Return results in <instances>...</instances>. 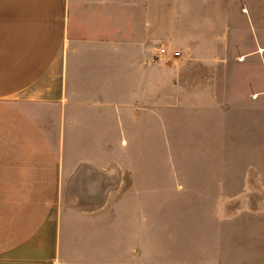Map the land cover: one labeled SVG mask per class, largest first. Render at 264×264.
I'll use <instances>...</instances> for the list:
<instances>
[{
	"label": "rangeland",
	"instance_id": "rangeland-1",
	"mask_svg": "<svg viewBox=\"0 0 264 264\" xmlns=\"http://www.w3.org/2000/svg\"><path fill=\"white\" fill-rule=\"evenodd\" d=\"M227 20L222 63L152 41L147 81L120 94L118 138L72 142L71 162L89 152L118 185L93 211L65 197V258L264 264V0H231Z\"/></svg>",
	"mask_w": 264,
	"mask_h": 264
},
{
	"label": "crops",
	"instance_id": "crops-1",
	"mask_svg": "<svg viewBox=\"0 0 264 264\" xmlns=\"http://www.w3.org/2000/svg\"><path fill=\"white\" fill-rule=\"evenodd\" d=\"M230 5L0 0V264H104L68 260L62 253L73 168L86 160L103 170L89 152L81 151V160L75 150L71 162L72 142L87 146L118 138L120 94L134 93L136 83L147 81L143 63L152 41L181 46L192 59L222 63L215 54L229 28Z\"/></svg>",
	"mask_w": 264,
	"mask_h": 264
},
{
	"label": "water",
	"instance_id": "water-1",
	"mask_svg": "<svg viewBox=\"0 0 264 264\" xmlns=\"http://www.w3.org/2000/svg\"><path fill=\"white\" fill-rule=\"evenodd\" d=\"M118 185V177L113 172H104L97 166L81 162L73 170L66 190L67 200L75 202L79 210H93L102 206L109 190Z\"/></svg>",
	"mask_w": 264,
	"mask_h": 264
},
{
	"label": "built area",
	"instance_id": "built-area-1",
	"mask_svg": "<svg viewBox=\"0 0 264 264\" xmlns=\"http://www.w3.org/2000/svg\"><path fill=\"white\" fill-rule=\"evenodd\" d=\"M181 56L180 52L178 51H174V52H170L169 50L165 49V48H160L157 51V58H161V59H178Z\"/></svg>",
	"mask_w": 264,
	"mask_h": 264
}]
</instances>
